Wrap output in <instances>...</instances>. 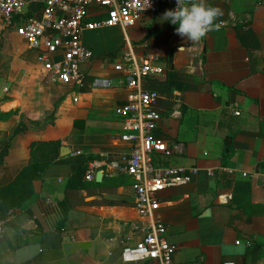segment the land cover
Masks as SVG:
<instances>
[{
    "label": "crops",
    "instance_id": "1",
    "mask_svg": "<svg viewBox=\"0 0 264 264\" xmlns=\"http://www.w3.org/2000/svg\"><path fill=\"white\" fill-rule=\"evenodd\" d=\"M207 3L220 10V27L199 42L182 39L176 26L161 21L166 10H174L171 3L129 29L133 43L146 47L141 53L154 49L164 69L149 82L160 95L163 117L155 135L169 147L162 162L202 170L192 184L160 195L157 216L178 247L179 264H264V0ZM6 31L0 27V47L7 49ZM4 64L9 70H0V188L29 165L34 143L60 142L61 148L21 208L7 210L0 199V219L13 213L0 237V264H148L121 258L137 220L136 199L131 179L110 169L117 157L129 155V146L120 140L122 122L107 108L126 99L123 76L104 62L95 69L90 62L83 73L94 91L80 97L48 84L26 60H0ZM97 81L113 86L99 88ZM236 105L238 117L231 112ZM62 148L71 153L62 157ZM93 163L96 175L103 172L101 182L96 176L85 180V204L67 211L68 179L84 165L87 173ZM221 167L237 175H205Z\"/></svg>",
    "mask_w": 264,
    "mask_h": 264
},
{
    "label": "built area",
    "instance_id": "2",
    "mask_svg": "<svg viewBox=\"0 0 264 264\" xmlns=\"http://www.w3.org/2000/svg\"><path fill=\"white\" fill-rule=\"evenodd\" d=\"M165 3L176 7V0H0L1 30L13 31L26 42L37 54V66L45 81L53 86L76 90L83 87V67L94 56L86 45V34L104 29L124 32L114 70L123 76L119 85L128 94L122 104L115 106L114 115L123 124L120 140L129 146V155L117 157L110 164L111 171L131 179L136 199L137 220L122 250L124 263L179 264L175 261L178 247L168 241V227L157 216L162 206L160 195L168 189L188 186L202 174L197 166H167L162 162L169 147L155 135L163 117L157 109L160 95L149 82L163 75L164 69L154 49L141 53L146 47L134 44L127 33L146 18L158 15ZM95 86L111 88L113 84L97 81ZM231 112L240 116L237 105ZM97 170L98 164L93 163L85 180L93 182ZM205 175L210 179L235 178L237 171L210 168ZM242 176L248 177L245 173ZM12 216L10 213L0 219V237Z\"/></svg>",
    "mask_w": 264,
    "mask_h": 264
},
{
    "label": "trees",
    "instance_id": "3",
    "mask_svg": "<svg viewBox=\"0 0 264 264\" xmlns=\"http://www.w3.org/2000/svg\"><path fill=\"white\" fill-rule=\"evenodd\" d=\"M22 132V125L17 134ZM60 142H40L31 145L29 165L16 177L10 185L0 188V199L7 210L21 208L35 193V182L40 181L60 155ZM86 165L81 166L77 173L68 179L65 187V207L70 211L85 204L80 197L85 185ZM98 203V202H97ZM64 220V219H63Z\"/></svg>",
    "mask_w": 264,
    "mask_h": 264
},
{
    "label": "rangeland",
    "instance_id": "4",
    "mask_svg": "<svg viewBox=\"0 0 264 264\" xmlns=\"http://www.w3.org/2000/svg\"><path fill=\"white\" fill-rule=\"evenodd\" d=\"M131 31L134 32V30L128 29L127 33L130 34V38L132 39L133 35L131 34ZM5 35L7 37L6 44H8V47L7 49H6V45L5 48L4 46L0 47V51L2 53V55H0L1 61L5 62L7 60L11 62L13 59H20V60H26L30 64L37 66V54L29 50L26 42L21 37H19L13 31H6ZM123 36H124V32L120 29L117 30L104 29L86 34L85 39L87 41V45L90 48V50L94 53V55L101 54L99 55L98 58H95L96 56H93V59L91 61L92 63L91 65L93 69L97 67L96 64L98 62H104L105 68L114 67L115 63L118 61L117 57L118 55H120V53L119 51L114 52L112 50H114V47L121 41V38ZM94 62L95 64H93ZM0 70L6 75L8 73L9 67H7L6 64L0 65ZM88 77H89V73H88ZM62 89H65L69 93L70 92L78 93V96L80 97H83L84 95L94 91L91 83L87 79H85L83 87L79 88L78 90L64 86H62ZM107 110L110 111L111 113L110 115L112 114L114 115V108H110V109L107 108ZM69 115L70 113L65 114L66 117H68ZM78 116H81V114H79Z\"/></svg>",
    "mask_w": 264,
    "mask_h": 264
},
{
    "label": "clouds",
    "instance_id": "5",
    "mask_svg": "<svg viewBox=\"0 0 264 264\" xmlns=\"http://www.w3.org/2000/svg\"><path fill=\"white\" fill-rule=\"evenodd\" d=\"M221 12L212 7L207 0H176L174 10H166L162 22L175 27V33L190 43L199 42L213 30H218L217 22Z\"/></svg>",
    "mask_w": 264,
    "mask_h": 264
},
{
    "label": "water",
    "instance_id": "6",
    "mask_svg": "<svg viewBox=\"0 0 264 264\" xmlns=\"http://www.w3.org/2000/svg\"><path fill=\"white\" fill-rule=\"evenodd\" d=\"M71 153V150L67 149V148H62L61 149V156L62 157H65L67 155H69ZM102 177H103V172H99L97 175H96V181L99 183L101 182L102 180Z\"/></svg>",
    "mask_w": 264,
    "mask_h": 264
}]
</instances>
